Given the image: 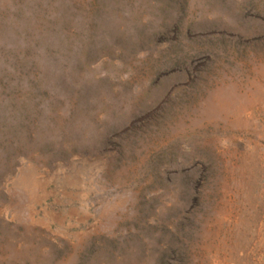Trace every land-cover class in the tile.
<instances>
[{
	"label": "rangeland",
	"instance_id": "1",
	"mask_svg": "<svg viewBox=\"0 0 264 264\" xmlns=\"http://www.w3.org/2000/svg\"><path fill=\"white\" fill-rule=\"evenodd\" d=\"M0 264H264V0H0Z\"/></svg>",
	"mask_w": 264,
	"mask_h": 264
}]
</instances>
